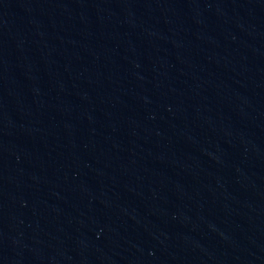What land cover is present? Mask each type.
Instances as JSON below:
<instances>
[{"label":"water","instance_id":"obj_1","mask_svg":"<svg viewBox=\"0 0 264 264\" xmlns=\"http://www.w3.org/2000/svg\"><path fill=\"white\" fill-rule=\"evenodd\" d=\"M0 264H264V0H0Z\"/></svg>","mask_w":264,"mask_h":264}]
</instances>
